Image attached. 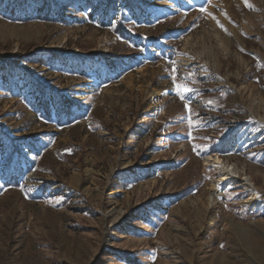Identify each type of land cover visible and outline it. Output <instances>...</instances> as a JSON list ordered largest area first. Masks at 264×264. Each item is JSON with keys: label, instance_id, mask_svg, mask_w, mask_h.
Wrapping results in <instances>:
<instances>
[{"label": "rangeland", "instance_id": "1", "mask_svg": "<svg viewBox=\"0 0 264 264\" xmlns=\"http://www.w3.org/2000/svg\"><path fill=\"white\" fill-rule=\"evenodd\" d=\"M185 1L0 0V264H264V0Z\"/></svg>", "mask_w": 264, "mask_h": 264}, {"label": "bare ground", "instance_id": "2", "mask_svg": "<svg viewBox=\"0 0 264 264\" xmlns=\"http://www.w3.org/2000/svg\"><path fill=\"white\" fill-rule=\"evenodd\" d=\"M190 3L191 2H189V0H186L184 5H188ZM207 161L208 163H210L213 171L221 176V179L219 181L220 185H218L217 190V194L219 197L225 196V192L223 191L224 187L233 188L236 186H241L242 182L237 180V176L235 175L236 173L231 170L226 163L221 161L220 158H218L217 156H210L207 158ZM243 187H245L246 190L253 191V194L243 203L250 204L256 209L260 208L261 204L264 202V193L255 190L254 185L247 180L244 181Z\"/></svg>", "mask_w": 264, "mask_h": 264}, {"label": "snow or ice", "instance_id": "3", "mask_svg": "<svg viewBox=\"0 0 264 264\" xmlns=\"http://www.w3.org/2000/svg\"><path fill=\"white\" fill-rule=\"evenodd\" d=\"M244 2H245V4H246V6H250V5H248V0H244ZM200 10H201V11H206V9L203 8V7H201ZM178 87H179V86H178ZM188 90H189V89H187V88L184 89V91H188ZM186 108H188V110L191 111V109L189 108L188 105H186Z\"/></svg>", "mask_w": 264, "mask_h": 264}, {"label": "trees", "instance_id": "4", "mask_svg": "<svg viewBox=\"0 0 264 264\" xmlns=\"http://www.w3.org/2000/svg\"><path fill=\"white\" fill-rule=\"evenodd\" d=\"M66 102H68V101H66Z\"/></svg>", "mask_w": 264, "mask_h": 264}]
</instances>
